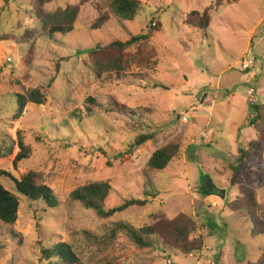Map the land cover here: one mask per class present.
<instances>
[{
    "label": "rangeland",
    "instance_id": "rangeland-1",
    "mask_svg": "<svg viewBox=\"0 0 264 264\" xmlns=\"http://www.w3.org/2000/svg\"><path fill=\"white\" fill-rule=\"evenodd\" d=\"M107 1L47 3V11L79 7L74 30L50 39L34 0H0V170L16 179L41 172L59 200L52 208L21 199L16 223L0 222V264H50L42 250L58 242L70 243L85 264H264V151L246 158L235 177L230 167L239 148L259 138L249 125V104L251 98L264 104V0H141L132 21L111 14ZM205 11L212 28L189 24ZM149 32L157 50L149 68L130 56L120 75L97 74L91 51H114L113 41ZM33 89L46 92L47 101L29 103L15 119L16 95ZM75 111L80 118L67 122ZM141 133L155 138L129 154ZM19 137L30 152L14 163ZM173 142L180 151L169 166L149 170L156 148ZM96 181L112 187L108 209L130 199L147 203L101 219L70 198ZM208 182L215 192L204 195ZM245 186L256 193L259 225L248 211L234 209ZM180 214L195 219L200 252L184 255L160 239L140 248L125 234L101 244L85 233L103 236L117 221L140 228Z\"/></svg>",
    "mask_w": 264,
    "mask_h": 264
},
{
    "label": "trees",
    "instance_id": "trees-1",
    "mask_svg": "<svg viewBox=\"0 0 264 264\" xmlns=\"http://www.w3.org/2000/svg\"><path fill=\"white\" fill-rule=\"evenodd\" d=\"M34 1V13L43 26L41 29V32H44L43 36L53 39L57 34L65 35L74 30V24L79 15L78 6H68L54 11H47L44 7L52 0ZM107 2L109 12L123 20H134L142 7L141 0H108ZM196 14L197 17L200 16V19H191L189 20V24L193 27L207 29L211 23L209 14L206 11ZM106 19L107 16H102L98 22L101 24ZM158 30L159 28L156 27L155 31ZM1 31L2 24L0 18ZM151 34L152 32L132 35L126 41L115 40L110 44L114 48V51L109 46H99L103 53L100 52L101 50L97 51L96 49L91 51L93 52L91 59L92 57L94 58V69L97 74L103 76L108 72L114 71L120 75L125 70V64H128L130 56L134 64L145 69L149 68L147 66L150 64V61L157 56V50L152 45L153 43L151 44ZM136 45L139 48L138 54L131 55V52H126ZM16 97L17 108L13 116L15 119L23 114L25 107L29 103L43 105L47 101V93L41 89L29 90L24 94H17ZM89 101L92 104L97 103L93 98H90ZM249 106L252 111L249 125L258 131L259 138L249 141L246 147L239 148L237 161L230 165L234 171V177L237 175V171L240 170V164L246 158L259 155L264 151V104H249ZM77 118H80V116L75 111L74 115L70 116L67 122L76 121ZM154 138L155 136L150 133L137 135L130 144L129 154L134 153L137 148L142 147ZM17 145L20 151L17 153L14 163L28 158V152H30L22 137L18 138ZM14 147L15 144L12 143L10 152H13ZM179 151L180 145L174 142L156 148L147 162V168L152 171L162 172L169 166ZM41 175V172L34 170L27 172L20 179H16L10 173L0 170V222L8 225H14L16 223L19 217V207L22 198L32 201L41 200L52 208L59 205L57 195L53 189L42 181ZM5 180L11 182L10 186L4 183ZM111 189V185L106 181L90 182L74 189L70 194V198L81 203L85 208L93 210L99 218L104 220L113 218L117 213L124 211L130 206L145 205L147 203V199H130L121 205L108 209L106 207V201ZM149 193L154 197L157 196V193L154 191H150ZM202 193L204 195L211 194L204 186L202 187ZM233 206L235 210L248 211L253 221L259 225L260 219L256 217L258 201L254 189L248 186L242 188ZM195 227L196 221L192 216L180 214L174 219L162 218L153 224L140 228L126 221H117L114 227L103 236L89 231H85V233L101 244L115 241L119 234H125L140 248H154L160 239L164 244L175 247L184 255H189L194 252H200L203 248L202 237L193 236ZM42 255V258L49 261L50 264H85L77 255L74 247L67 242H58L53 247L44 248Z\"/></svg>",
    "mask_w": 264,
    "mask_h": 264
},
{
    "label": "crops",
    "instance_id": "crops-1",
    "mask_svg": "<svg viewBox=\"0 0 264 264\" xmlns=\"http://www.w3.org/2000/svg\"><path fill=\"white\" fill-rule=\"evenodd\" d=\"M201 9L204 10V9H207V8H206V6H202ZM197 11H198V10H197ZM211 24H212V21H211ZM211 24H210V26L208 27L209 29L212 28V25H211ZM223 105H225V102H224V101H223V102H218V103H217V106L219 107L218 109H220V106L223 107ZM215 106H216V104H215V105L213 104V106L211 107V110H209V112H210V111L213 112V111L215 110ZM211 112H210V113H211ZM211 114H212V113H211ZM221 114L223 115L224 113H221ZM222 115H221V116H222ZM245 120H246V119H244L243 124H244ZM240 128H241V127H240Z\"/></svg>",
    "mask_w": 264,
    "mask_h": 264
},
{
    "label": "built area",
    "instance_id": "built-area-1",
    "mask_svg": "<svg viewBox=\"0 0 264 264\" xmlns=\"http://www.w3.org/2000/svg\"><path fill=\"white\" fill-rule=\"evenodd\" d=\"M243 68H244V69H248V68H250V64L245 62V64L243 65ZM254 92H255L254 89H250V91H249V95L253 96V95H254ZM250 101H251L252 104H255V102H256V100H254V99H252V98L250 99ZM191 109H192V110H195V108H191ZM184 119H187V115H186V117H184Z\"/></svg>",
    "mask_w": 264,
    "mask_h": 264
},
{
    "label": "water",
    "instance_id": "water-1",
    "mask_svg": "<svg viewBox=\"0 0 264 264\" xmlns=\"http://www.w3.org/2000/svg\"><path fill=\"white\" fill-rule=\"evenodd\" d=\"M206 189H207L210 193L215 192V187H214V185H213L211 182H208V183L206 184ZM224 192H225V191H224Z\"/></svg>",
    "mask_w": 264,
    "mask_h": 264
}]
</instances>
